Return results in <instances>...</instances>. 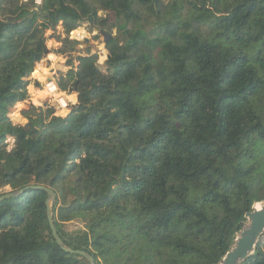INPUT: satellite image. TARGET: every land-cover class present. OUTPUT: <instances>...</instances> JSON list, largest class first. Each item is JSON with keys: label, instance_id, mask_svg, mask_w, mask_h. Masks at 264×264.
Listing matches in <instances>:
<instances>
[{"label": "trees", "instance_id": "obj_1", "mask_svg": "<svg viewBox=\"0 0 264 264\" xmlns=\"http://www.w3.org/2000/svg\"><path fill=\"white\" fill-rule=\"evenodd\" d=\"M82 23L110 35L106 72L70 59V114L31 105L15 125L46 33L70 54ZM30 186L96 264H219L264 202V0H0V196ZM47 199L0 202V264H89L57 245ZM243 264H264V236Z\"/></svg>", "mask_w": 264, "mask_h": 264}, {"label": "rangeland", "instance_id": "obj_2", "mask_svg": "<svg viewBox=\"0 0 264 264\" xmlns=\"http://www.w3.org/2000/svg\"><path fill=\"white\" fill-rule=\"evenodd\" d=\"M38 4L42 3V0H37ZM100 16L105 17L103 12H100ZM89 25L82 23L81 27L73 31L70 35L71 39L79 42L75 52H71L66 55L56 54L57 51L61 48L62 44L59 43L54 35V32L48 31L46 36L47 47L49 49V54L47 57L36 66L35 71H37L38 76H32L31 80L32 85L29 87L30 99L24 103L17 104L14 108L10 110L9 117L15 125H25L27 120L23 118L22 112L28 110L31 105L36 107H45L46 105L52 106L56 109V115L62 118H66L71 112L72 101L74 96L77 93L67 94L61 92L55 82L59 79L61 74H65L70 70L68 67L69 60L74 61V65H78L76 58L80 55H85L87 52L92 54H97L99 57V66L103 72H106V61L108 59V52L106 50V44L104 42V36L97 30L91 31ZM65 32L63 25L58 26L57 35H63ZM78 33L83 34V37H80ZM114 36L117 34V31L114 30L112 33ZM34 71V72H35ZM39 82L42 88L38 89L34 87V83ZM54 84L57 88L56 92H50L48 85ZM9 143L12 145L13 140L9 139ZM11 149V147H10ZM11 192L10 188H5L1 193ZM247 225V224H246ZM82 227L81 223L73 222L66 226L67 231H75Z\"/></svg>", "mask_w": 264, "mask_h": 264}, {"label": "water", "instance_id": "obj_3", "mask_svg": "<svg viewBox=\"0 0 264 264\" xmlns=\"http://www.w3.org/2000/svg\"><path fill=\"white\" fill-rule=\"evenodd\" d=\"M102 35L104 36L105 44H107L110 39V35L107 33H102ZM73 92L76 93V90L74 89ZM31 189H39L48 193V199L46 201L48 210L47 216L49 226L57 245L67 253L84 257L89 264H96L94 257L89 253L69 248L58 233L52 210L53 203L56 199V193L53 190L44 186H30L19 191H11L3 194L0 196V202L10 198H16ZM257 205H261L260 208H257ZM245 217L247 225L241 230L232 249L225 255L219 264H243L255 253L259 240L264 236V202L256 203L253 210L247 213Z\"/></svg>", "mask_w": 264, "mask_h": 264}, {"label": "crops", "instance_id": "obj_4", "mask_svg": "<svg viewBox=\"0 0 264 264\" xmlns=\"http://www.w3.org/2000/svg\"><path fill=\"white\" fill-rule=\"evenodd\" d=\"M55 82L57 83L56 79H55ZM48 89L50 90V92H56L57 88L54 84H50L48 85ZM72 105H76L78 103V97L77 95L75 96V100H73L72 102Z\"/></svg>", "mask_w": 264, "mask_h": 264}, {"label": "bare ground", "instance_id": "obj_5", "mask_svg": "<svg viewBox=\"0 0 264 264\" xmlns=\"http://www.w3.org/2000/svg\"><path fill=\"white\" fill-rule=\"evenodd\" d=\"M80 37H83V34L78 33ZM261 205H257V208H260Z\"/></svg>", "mask_w": 264, "mask_h": 264}]
</instances>
